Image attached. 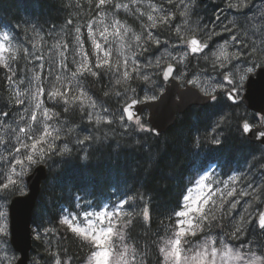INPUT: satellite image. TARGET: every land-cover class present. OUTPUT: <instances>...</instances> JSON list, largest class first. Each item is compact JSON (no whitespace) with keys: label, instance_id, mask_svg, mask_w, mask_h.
I'll list each match as a JSON object with an SVG mask.
<instances>
[{"label":"trees","instance_id":"trees-1","mask_svg":"<svg viewBox=\"0 0 264 264\" xmlns=\"http://www.w3.org/2000/svg\"><path fill=\"white\" fill-rule=\"evenodd\" d=\"M148 1L160 2L142 0L133 5L131 0H114L129 5L128 10L121 8L116 11L115 17L132 29V35L143 33L145 26L151 23L147 21L146 15ZM261 1L264 0H251L249 7L236 9L227 7L226 0H207L204 3L200 0H194V3L192 0H185L192 9L187 20L193 30H199L201 26H195L194 23L202 21L205 23L202 26H211L216 14L223 17L227 13L236 24L239 21L248 22L246 15L253 4ZM94 3L95 0L90 7L87 0H0V29L8 31L15 38L14 47L19 49L18 59L12 64L17 70V76L13 79H18L29 68L23 53V44H28L31 34L28 31L49 34L58 30L59 33L64 32L69 39V29H74L77 25L84 28L89 20L96 17L99 10L94 8ZM166 6L171 7L167 3ZM137 8L145 13L143 18L136 11ZM183 8L184 5H179L175 9L177 19L181 18L178 13ZM110 19L111 16L108 22ZM177 19L168 27L149 30L159 35L162 44L164 41L172 43L178 40L174 32ZM68 20H72L73 24L68 25ZM203 36L205 37L204 34ZM85 42L90 59L95 62L92 46L88 41ZM157 50L153 46L140 59L144 61ZM74 69L70 67L69 72ZM8 75L11 73L0 69V109L9 111L11 115L14 106H11L12 99L9 97ZM78 82L95 99L111 108L116 104L117 90L112 83V75L101 70L99 77L85 74L78 77ZM142 84L144 83L134 80L131 87L138 88ZM105 92L108 93L107 96ZM47 103L49 107H53L50 100ZM69 107V112L64 113L62 106H55V110L60 113L59 117H55L57 121L62 119L73 125H82L94 139L87 141L86 153L74 147L71 152L62 156L53 155L48 164V178L42 184L32 220V227L35 229L39 225L40 231L52 230L45 235L44 242L34 240L33 251L45 260L52 259L49 252H58L65 260L70 258V264H83L88 255L89 249L82 246L79 238L66 226L60 224L65 210L71 213L98 211L106 203L124 202L128 197H134L135 200L129 202L136 207L133 223L128 229L130 238L126 242L136 246L140 252H147L148 264H160L162 257L158 252L157 242L174 224L175 218L170 217L174 210H180L178 206L183 205V197L197 176L214 166L221 178L230 173H242L243 179L240 182L245 186V183L260 181L261 177L264 180V148L251 143L242 131L241 123L249 112L242 102L234 105L227 98L220 97L207 106L192 107L185 114L178 115L174 126L160 136H155L152 130H125L117 123L94 127L93 122L86 120V111L82 113L77 105ZM67 141L72 139L67 138ZM261 186L264 187V184ZM14 195L16 192L11 193V197ZM220 203L221 197L215 206L209 204L217 216L223 215L218 210ZM144 206L150 210V220L135 215ZM261 206L259 204V208ZM124 210L133 211L128 203L124 205ZM230 212L231 215L224 220L226 226L223 229L211 228V235L235 247L248 243L260 253L264 248V238L253 219L250 224L245 225V234L240 239L233 240L226 235L231 231L240 210L236 207Z\"/></svg>","mask_w":264,"mask_h":264},{"label":"snow or ice","instance_id":"snow-or-ice-1","mask_svg":"<svg viewBox=\"0 0 264 264\" xmlns=\"http://www.w3.org/2000/svg\"><path fill=\"white\" fill-rule=\"evenodd\" d=\"M89 6H93V0H87ZM142 0H131L133 5L141 3ZM166 3L171 7L165 8L163 4L159 7H152V11L148 12L147 21L151 23L146 25L143 33L133 35L130 42L125 38L128 36L132 29L122 23L120 19L115 18V12L123 8L129 9V5L121 2H114V0H95L94 8L99 10L96 12V17L89 20L85 27L87 29V37L92 45V54L95 57V62L89 58L88 52L84 47L83 33L81 26L77 25L74 29H69L68 35L71 36L70 40H64L63 37L57 41L53 47L55 49H63L58 51L59 62H50L49 74L53 68L52 63H55L56 68L68 69V64L65 62L68 57L66 53L69 51L70 45L72 47V64L75 65V71L70 72L69 77L56 75L55 82L50 83V89L47 92V100L52 102L53 107L45 106V86L41 80L40 72L33 71L32 76L27 80V86L23 91L18 87L12 89V100L15 106H23L18 119L14 121L16 127L7 123L10 118L9 111L0 109V127L10 130L12 136L16 140V144L12 146L9 151L8 157L0 156V199H6L7 193L21 192L23 193L25 187L24 177L29 174L34 165L45 162L46 158L53 155H64L72 151L67 143L62 147L57 146L54 141L61 139L62 127L53 128L50 123L55 117H59L60 113L55 110L56 105L62 106L63 112L68 113L70 105L79 104V109L83 113L86 107L96 108V101L79 86L78 77H83L88 74L92 77H99L101 70L110 75L116 76L115 84L124 85L123 94L119 91L115 93L117 97L124 96L125 106L122 108L121 114L118 117L119 122L134 121L135 126L140 131H151L152 129L145 128L144 123L138 116H134L131 109L140 103L149 100H156V95L144 94L143 99L128 97V92L135 93L136 89L131 87V82L138 80L146 85H155V80L152 78L153 74L149 73L148 69H160L156 75H162L167 80L183 78L186 73L181 71L180 65L185 64L192 54H202L203 59L210 62L213 70L223 69L218 74L221 79L216 80L209 84L211 92L207 89H202L204 94L209 96L212 100L217 97L214 93L217 91L226 92L227 98L233 103L237 102V97L242 90L245 81L250 77L258 67L264 68V64L253 61L251 66L241 68L240 63L245 65L251 60L252 56L257 52L253 46L250 51H229V40H225L220 44L215 51L209 50L205 54V50L209 49V42L214 36L221 35L224 32L232 33L235 24L229 20L227 24L224 23V17L221 15H214L211 26L204 25L202 31H205L206 38H197L193 36L190 41L185 40L181 34V27H174V32L179 41L185 45L183 51L178 55H173L172 52L167 50L166 45L168 41H164V51L155 56L153 59H145L141 61L140 57L149 53L151 48L155 46L156 49L162 47V41L159 35L154 34L149 29H156L157 27H168L172 21L177 19V11L179 5H184L183 10L179 11L178 15L183 19V23L187 24V17L191 12L189 3L185 0H166ZM194 3V0H192ZM251 4V0H226L227 7L242 9L247 8ZM79 7V4H77ZM140 16L143 18L145 13L136 9ZM223 11V10H221ZM160 13L157 18L152 13ZM259 15L264 17V9L260 10ZM111 20L109 21V17ZM264 23V21H262ZM68 25H72L73 21L68 20ZM233 25V27H229ZM252 27L259 28L258 25L253 24ZM218 28V30H216ZM111 29V30H110ZM123 29V33L121 32ZM74 31V36L72 32ZM39 35V34H37ZM51 35V34H50ZM99 37V39L97 38ZM110 37H115L119 40V47L117 49L119 59L115 62L112 61V47ZM15 38L9 32L0 33V69L6 70L11 73L7 76V81L16 85L17 80L13 77L17 76V70L13 68V62L18 59V48L13 46ZM42 40L43 37H40ZM230 41L233 45H239L241 48L247 49L244 41L240 40L235 34L230 36ZM31 42V41H30ZM38 41L33 44L36 51L29 52L27 48H23L24 57L27 59L31 57L32 60L42 61L43 55H37L39 51ZM22 47V46H21ZM175 47V45H173ZM125 48L128 49L129 54H125ZM139 49V51L135 50ZM10 53L11 55H5ZM175 62V63H172ZM38 68L44 69L43 63L37 65ZM46 79V78H45ZM66 81V83H65ZM189 84L199 85V80H188ZM19 84H25V78L18 79ZM62 85L61 87L57 85ZM72 87L79 89V94L69 93ZM151 90V89H149ZM107 96L108 93L105 92ZM130 100V103L127 101ZM90 102V103H89ZM104 112L107 113L108 109L105 108ZM88 120L91 122L93 117L91 113H86ZM114 115V114H113ZM27 117V118H26ZM261 121L264 122V115L261 116ZM106 123L111 125L115 122L113 118L108 116L96 118V123ZM23 124L24 126H21ZM242 130L245 133L252 131L254 125L245 120L242 125ZM259 137L264 138V129L259 131ZM94 139L92 136H85L83 139H78V143L83 144L85 141ZM219 142V141H215ZM0 143H4L3 137H0ZM7 171H4V169ZM210 177L202 176L196 183L198 186L199 194L195 199L191 195H185L183 200L185 203L178 206L180 210H174L172 217L175 218L172 227L165 233L160 241L157 242L158 252L162 257L160 264H264V248L257 254L251 251L250 248L246 250L244 245L235 247L211 235L210 230L213 227L223 229L226 225L224 220L231 215L230 210L235 209L239 200L229 199L237 195L242 197L251 196L257 204L264 203V187L257 185L253 188L249 182V188L252 191L238 190L232 187L226 193H221V203L218 205V210L223 213L217 216L213 208L209 207L211 203L216 205V201L212 199L215 193L212 191V186L207 184ZM242 176H231L229 181L233 185L237 184ZM225 189H228L227 182ZM207 188L205 192L203 189ZM142 199V197H141ZM134 197H128L127 201L122 202L118 207L114 206V210L107 209L96 213L85 212L83 214V221L77 220V214L68 213L60 219V224L73 233L82 243V246L89 249L88 255L85 257L83 264H148L149 254L147 252L138 251L137 247L126 242L129 239L128 229L133 223V215L135 204L129 203L134 201ZM128 203L133 211L124 210V205ZM225 205L228 207L226 208ZM252 202H249V207H252ZM247 212V209L245 210ZM137 216H142L144 220H150V210L144 206L142 210L135 213ZM92 217H95L94 219ZM251 220H246L245 215H241L234 224H232L231 231L226 233L231 239H240L245 234V224H250ZM257 226L260 230L264 231V210L257 213ZM51 229H44L47 235ZM37 239L40 238V226L36 229ZM8 236L7 230V213L0 206V249L6 243L5 238ZM202 237V238H201ZM251 243V242H250ZM66 251V250H64ZM53 258L51 264H70V258L65 260L58 252H49ZM16 257H9L6 254L0 255V264H14ZM34 264H39V261H34Z\"/></svg>","mask_w":264,"mask_h":264},{"label":"rangeland","instance_id":"rangeland-1","mask_svg":"<svg viewBox=\"0 0 264 264\" xmlns=\"http://www.w3.org/2000/svg\"><path fill=\"white\" fill-rule=\"evenodd\" d=\"M161 4H163L165 8H168L166 6V0H160L159 3L148 1L147 5H146V10H147V12H151L153 6L159 7ZM261 9H264V1L257 2L255 4H253L251 11L248 12V14L246 15V17L248 18V22L243 21V23H242V21H239L237 24L234 22L233 19H230L229 14L224 13L222 19L224 17H227V19H224V23L227 24L228 22H226V21L232 20L235 24V27H233V25H231V27H233V32L232 33L224 32L221 35L214 36L213 39L209 42V45L211 46V48L209 50L215 51L219 47L220 44L224 43L225 40H229V51L230 52L236 51L237 49H239L241 51H244V50L250 51L251 48L254 46L257 49V52L252 56L251 60L248 61L247 65H245L243 62H241L240 67L243 68L246 66H251L253 61L264 64V23H262V21H264V17H261L259 15ZM152 14L154 16H156L157 18L160 15V13H155V12ZM183 19L184 18H180V19L178 18L177 19L178 21H177L176 25H174V27H176V26L181 27V34L184 36L185 40H189L193 36H196L197 38H201V39L206 38L203 36V34L205 33V31H207V29H204L203 31L201 30V29H203L202 24H205L203 21L200 22L199 24L194 23L195 26L200 25L201 27L199 28V30H193V26H190L189 22L187 24H184ZM241 23H242V25H241ZM253 24L258 25L259 28L257 29L255 27H252L251 25H253ZM81 30H82L83 34L85 33V36H83V39H84V47H85V50L87 51V43L85 41H88L90 43V45H91V42L87 37L86 27L81 28ZM216 30H218V28ZM3 32H8V31L0 29V33H3ZM121 32L123 33V29H121ZM197 32H200L201 34H199ZM28 33H31V34L28 37V39H29L28 44H23L24 48H27L29 50V52L36 51L33 48V44L38 41L39 42L38 43L39 51H37L36 54L37 55H43L44 60H42V61L32 60V62L29 63V60L31 59V57L26 59V63L29 66L28 71H26L25 73H22V75L19 77V78H25V84H19L18 83L19 78L16 79L17 84L16 85L10 84L8 87V89L10 91L9 97L12 99V94H13L12 89L14 87H18L19 90L23 91V89L27 86V80L32 76L33 71L40 72L41 80L45 86V106L49 107V105L47 103V101H48L47 100V92L49 90H51L50 86H49L50 83L55 82V77L58 74L62 75L64 77H69L70 76V72H69L70 67L75 68V65L72 64V62H71L72 58H73V53H72V47L70 45L69 51L66 53V56L68 57V59L65 61L68 64V69L65 70L63 68H56L55 63H52L53 70H52L51 74H49L50 62H59L61 57H59V55L57 53H58V51L63 50L62 48L59 50L55 49L53 47V45H55L57 43V41L60 40L62 37L66 41L70 40L71 37L69 39H67L64 32L59 33L58 30L54 31L52 33H49L51 35H49L47 33H45V34L39 33L38 31H36V32L28 31ZM37 34H39V35H37ZM74 34L75 33L73 31L72 36H74ZM232 34H235L240 40L244 41V43L248 46L247 49L241 48L239 45H233L232 42L230 41V36ZM131 36H132V33L130 32L128 34V36L125 38V40L127 42H130ZM40 37H43V39L41 40ZM97 38L99 39V37H97ZM109 39L111 41V47H112L111 59L113 62H115L117 59L120 58L118 51H117V49L119 47V40H117L115 37H110ZM173 45H175V47H173ZM13 46H14V43H13ZM166 47H167V50L169 52H172L173 55H178L181 51L184 50L185 45L183 43H181L178 39L176 41H173L172 43L169 42L166 45ZM164 48H165V46L162 44V47L160 49H158L154 53V55H148L145 59H153L155 56L160 55L164 51ZM135 50H137V49H135ZM209 50L205 54H208ZM68 53H71V54L68 55ZM9 54L10 53H6L5 55H9ZM125 54H129L127 48H125ZM89 58H90V55H89ZM94 61H95V59H94ZM141 61H143V60H141ZM41 63H43L45 65L44 69H40L37 67V65H39ZM172 63H175V62H172ZM180 69H181V71H184L186 73V75L183 78L177 79L181 83V85L184 86L186 83H188L187 82L188 80L198 79L199 85H193V84H191V85L196 87L203 94H204V91H202V89H207V91L211 92V87H209V84L216 81V80H220L221 77L218 73L220 71H223V69L213 70L210 62L205 61L203 59L202 55H200V56H191L190 55L188 58V61H186L185 64L180 65ZM73 71H75V69ZM147 71L149 73L153 74L152 78L155 80V85L142 84L138 88L133 87L136 89V91H135V93H132L129 91L127 94L128 97L143 99L145 93L149 96L156 95L158 97V95L161 92H163L164 87H165L164 86L165 83H164V80L162 78V75H156V73L160 72V69H148ZM115 79H116V76L112 75L113 85L116 87L117 91H119L123 94L125 86L124 85H116ZM65 83H66V81H65ZM57 86L61 87V90H63L62 85L58 84ZM112 89H113V87H112ZM149 89H151V90H149ZM113 93H114V91H113ZM243 93H244V89L242 88L239 95L241 96ZM72 94H79V89L72 87V91L69 93V96H71ZM214 94L216 95L217 99L213 100V101H218L220 99V97L226 98V95H227L226 92H223V91H217ZM88 95H90V94L88 93ZM90 96L92 97V100L96 101L97 106H96V108L86 107L85 111H86V113L92 114L93 119L91 122H93L94 127H99L100 125L105 124L103 122L96 123L97 116H99V117L108 116L109 118H113L115 120L114 123H117L119 126H121V128H123L125 130L127 129V130H133L136 132H144V131H140L135 126L134 121H125V123L119 122L118 117L121 114L122 108L125 106V100H126V98L123 95L120 97L116 96V98H115L116 104L113 106V108H111L108 104L103 103V102L95 99L92 95H90ZM127 102L129 103L130 100H128ZM26 105H27V102H26ZM26 105L15 106L14 101L12 100L11 106H14V109L10 115V118L7 120V123L12 125V127H16V124L14 123V121L16 119H18L20 112L22 111L23 107H25ZM76 105L79 107L78 103ZM105 108L108 109L107 113L104 112ZM146 116H147V114L145 113L144 116H142L140 119H141V122L144 123L145 128L149 129L150 126L146 120ZM261 116L262 115L248 112L246 119L250 120V122H252L256 125L264 126V122H262L260 119ZM86 120H88V118H86ZM50 123L53 125V128L63 126L62 131L60 133L61 139L54 141V143L57 146L62 147L64 143H67L68 147L70 149L73 150L74 147H77L78 151H81L82 153H86V151L88 149L87 141H85L83 144H80L77 141H78V139H83L85 136H90L91 133L88 129L83 128L82 125L70 124L67 121L62 120V119L60 122H58L56 118H54L53 121H51ZM66 123H68V125ZM21 126H24V125L21 124ZM0 137H3V139H4V143L0 144V156L8 157L9 151L13 150L12 146L14 144H16V140H15L14 136L11 135L10 130L4 129L3 127H0ZM67 138H71L72 141H67ZM51 161H52V156L46 158L45 162H43L41 164H45L48 167V164H50ZM0 163H3V162L0 161ZM36 166L37 165H34L32 167V170ZM215 169L216 168L212 166V167L208 168L205 172H203L202 174L197 176L193 180L192 186L188 189L186 195H191V197L193 199L196 198V196L199 194V191H200L198 189L196 182L202 176L210 177V179L208 181H206V183L210 184L212 186V191L215 193V195L212 196V199L216 202L221 197V193H226V191L230 190L232 187H236L238 190V193L242 189L249 191V192L252 191V188L247 187L249 183H245V184H247V186H245V185H242L243 183H241L240 182L241 180H240L237 184L233 185L231 183V181H229V177H231V176H242V173H230L229 175H227L225 177L222 176V178H221L218 176V173L215 172ZM32 170L29 172V174L32 172ZM4 171H7V169L5 168ZM26 177L27 176L24 177L25 187H24L23 193L16 192V194L27 193L28 187H27V183H26ZM262 178L263 177H261L260 181H258L256 183L251 181L253 188L257 185L264 184V180H262ZM222 181L228 183V189H225V184L221 183ZM203 191L207 192L208 189L205 188V189H203ZM11 198H12L11 193H7L6 199H0V206H2L3 210L6 211V213H7V230H8V236L5 238L6 243L3 245V248L0 249V255L6 254L9 257L15 256L16 261H17L19 258V254L13 249V247L10 243L9 204H10ZM233 199L239 200L237 207L240 210V213L235 217V222H236V220L239 219V217L242 214L245 215L246 220H252L253 219L256 222L257 213L262 210L264 203H261L262 206L259 208V204H257L251 196L242 197L240 195H237ZM250 201L252 202V205H253L252 207H249ZM121 203H122V201H116L113 203H106L98 211L88 210L87 212L96 213L99 211H103L105 209L112 211V210H114V206L118 207ZM183 203H185V202H183ZM246 209H247V212L245 211ZM85 212L86 211H81L80 213L76 212L73 214H77V220L78 221H83V214ZM68 213H70V212L65 210L63 213V216L67 215ZM92 218L94 219L95 217H92ZM256 225H257V223H256ZM34 230H33V238H34V240H37L36 229L34 228ZM262 237L264 238V231L262 232ZM45 238H46L45 233L43 231H40L39 240H42L44 242L46 240ZM244 246L246 247V250L248 248H250L251 251L259 254V252L255 251V249L250 244L246 243ZM37 250H38V248H37ZM52 259H46L45 260L41 257L40 254L32 251V257H31L30 263L34 264V261H39V264H51ZM16 261L14 262V264L16 263ZM4 264H6V262H4Z\"/></svg>","mask_w":264,"mask_h":264},{"label":"water","instance_id":"water-1","mask_svg":"<svg viewBox=\"0 0 264 264\" xmlns=\"http://www.w3.org/2000/svg\"><path fill=\"white\" fill-rule=\"evenodd\" d=\"M200 1L204 3L207 0ZM194 55L200 56L202 54H192V56ZM164 81V90L158 95L156 100L145 101L131 109L134 112V116L139 118L147 112L146 119L155 136H160L171 129L178 115L185 114L194 106H207L212 100L190 84L181 87L177 79L169 78L167 80L164 79ZM243 89L244 93L241 97H237L236 103L228 100L234 105L243 102L249 111L264 115V68L258 67L255 72L250 74V77L244 83ZM247 121L251 123L249 120ZM262 129H264V126L257 125L253 127L252 131L248 133L243 131V133L251 143L260 144L264 147V138L259 137V131ZM47 177L48 169L46 165L40 164L36 166L26 177L28 193L14 196L11 199L9 205L10 243L19 254L15 264H29L30 262L33 249V212L41 193L42 183ZM262 210H264V207Z\"/></svg>","mask_w":264,"mask_h":264},{"label":"flooded vegetation","instance_id":"flooded-vegetation-1","mask_svg":"<svg viewBox=\"0 0 264 264\" xmlns=\"http://www.w3.org/2000/svg\"><path fill=\"white\" fill-rule=\"evenodd\" d=\"M210 48H211V46L209 45V49H210ZM209 49H208V50H209ZM186 84H188V83H186ZM186 84H185V85H186ZM185 85H184V86H185ZM181 86H182V85H181ZM184 86H182V87H184Z\"/></svg>","mask_w":264,"mask_h":264},{"label":"bare ground","instance_id":"bare-ground-1","mask_svg":"<svg viewBox=\"0 0 264 264\" xmlns=\"http://www.w3.org/2000/svg\"><path fill=\"white\" fill-rule=\"evenodd\" d=\"M26 14V13H25ZM166 34V32L163 34V35H165Z\"/></svg>","mask_w":264,"mask_h":264}]
</instances>
